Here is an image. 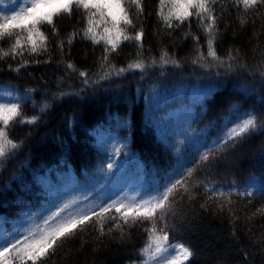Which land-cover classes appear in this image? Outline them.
I'll return each instance as SVG.
<instances>
[{"label": "trees", "instance_id": "1", "mask_svg": "<svg viewBox=\"0 0 264 264\" xmlns=\"http://www.w3.org/2000/svg\"><path fill=\"white\" fill-rule=\"evenodd\" d=\"M0 264H264V0H0Z\"/></svg>", "mask_w": 264, "mask_h": 264}, {"label": "rangeland", "instance_id": "2", "mask_svg": "<svg viewBox=\"0 0 264 264\" xmlns=\"http://www.w3.org/2000/svg\"><path fill=\"white\" fill-rule=\"evenodd\" d=\"M112 176H113V172L112 171H108V172L105 173V176L104 177L105 178H112ZM89 199H90V195L87 194V195H85V197L81 201H88ZM69 204H71V202H69ZM86 205H88L87 202L80 203L77 207L73 208V210L70 212V214H66L65 216H67V215L72 216V217L78 216L82 212V209L84 208V206H86ZM56 225L57 224H53V227L55 228ZM56 229H57V227H56ZM43 231L41 233H43ZM40 235L41 234H39L38 236H40Z\"/></svg>", "mask_w": 264, "mask_h": 264}]
</instances>
